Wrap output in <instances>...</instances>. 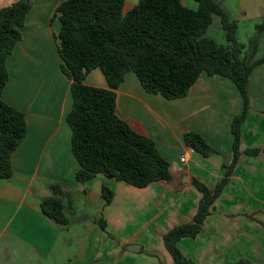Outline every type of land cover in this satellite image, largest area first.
<instances>
[{
  "label": "crops",
  "instance_id": "0c3cea01",
  "mask_svg": "<svg viewBox=\"0 0 264 264\" xmlns=\"http://www.w3.org/2000/svg\"><path fill=\"white\" fill-rule=\"evenodd\" d=\"M15 1L0 0V10ZM30 1L32 6L21 39L6 62L9 79L2 90V98L24 112L27 132L11 155L12 176L0 178V257L12 252L21 257L20 264L27 263L32 256L36 257L32 264H133L141 255L144 264H172L163 239L173 227L191 221L197 210L201 194L192 185V178L213 188L223 175L222 163L231 159L232 122L242 110L236 87L226 78L203 73L186 94L168 99L159 92L147 91L133 73H127L115 90L116 114L155 141L170 162L172 181L158 180L138 186L98 173L88 181L78 182L75 172L79 164L71 149V129L65 120L72 107V81L61 71L62 60L54 39L60 24L57 19L52 20L57 7L66 0ZM243 1L242 7H223L237 25L239 18H264V0ZM220 3L222 6L224 1ZM136 4L137 0H124L123 12ZM195 7L190 4L189 8ZM238 31L239 27L237 34ZM238 42L241 43L239 38ZM84 83L107 87L99 69L88 73ZM248 93L251 103L241 124V150L264 148V64L252 71ZM187 132L202 136L217 153L204 156L193 150L184 142L183 135ZM182 155L185 161H180ZM260 179H264V152L258 155L242 152L201 232L178 242L181 252L194 264L214 263L210 258L200 261L199 255H193L188 246L197 239L202 241L204 232L217 237L206 229L213 209L221 204L230 207V189L236 183H261ZM53 183L61 185L63 199L71 201L72 209L67 212L69 223L64 226L44 216L39 207L40 200L52 194ZM103 184L114 193L108 205L101 195ZM81 195L96 203L94 213L75 211L74 198ZM140 212L143 215L139 216ZM144 217L148 219L142 223ZM100 218L105 221L104 230L98 223ZM77 221L91 224L92 236L87 239L82 234L79 240L86 242L91 237L100 242L99 249L84 243L70 253L64 229L71 231ZM109 227L122 233L116 239L118 243L110 247L105 244ZM142 232L145 233L140 238ZM145 241H155L156 245L146 247ZM136 244L139 249H132L131 245Z\"/></svg>",
  "mask_w": 264,
  "mask_h": 264
},
{
  "label": "trees",
  "instance_id": "16d2710c",
  "mask_svg": "<svg viewBox=\"0 0 264 264\" xmlns=\"http://www.w3.org/2000/svg\"><path fill=\"white\" fill-rule=\"evenodd\" d=\"M184 0H137L123 12L124 0H66L54 12L59 31L54 34L61 71L70 79L72 107L65 116L71 129V149L79 164L78 182L104 173L117 181L142 186L164 180L172 181L170 162L149 136L134 130L116 114V88L127 73H133L149 92H159L168 99L186 94L198 77L205 73L232 82L241 99V113L232 122L231 159L223 162L222 177L213 188L198 178L192 185L201 194L191 221L173 227L163 239L172 264H194L178 247L184 237L194 238L202 230L215 199L221 194L241 153L258 155L264 148L241 150V124L246 118L251 98L248 84L252 71L264 64V54L255 58L257 45L238 42L237 23L221 6L220 0H193L196 9ZM30 0H16L0 10V178L12 176L11 155L27 132L24 112L2 98L9 74L8 57L21 39V30L31 9ZM214 17L219 20L226 44L208 37ZM264 32V23L256 25ZM99 69L107 87L88 86L85 77ZM186 145L208 156L217 153L202 136L187 132ZM51 195L39 203L42 214L59 225H67L71 201L64 200L61 185H50ZM101 195L105 205L114 193L106 184ZM100 227L105 221L100 218ZM235 264H251L238 260Z\"/></svg>",
  "mask_w": 264,
  "mask_h": 264
},
{
  "label": "rangeland",
  "instance_id": "374dc122",
  "mask_svg": "<svg viewBox=\"0 0 264 264\" xmlns=\"http://www.w3.org/2000/svg\"><path fill=\"white\" fill-rule=\"evenodd\" d=\"M223 1L222 7L225 6L226 8L244 6L243 0ZM182 4L188 8L190 4L197 6V3L193 0H184ZM255 9H258V7H255ZM262 23H264V18L258 16L256 18L238 19L239 31L237 36L243 45H257V57H261L264 54V32H258L255 29L256 25ZM208 37L213 38L219 44H226L224 33L220 28L217 17H214L213 24L208 31ZM260 180L261 183H255V181L251 183L250 181L247 185L236 183L235 187L232 186V189H230V207L225 208L221 204L219 208L213 209V213L207 221L206 229L211 230L217 237L213 238L210 233L204 232L202 241L197 239L188 245L189 251L193 255H199L200 261L204 262L210 258L213 259L211 260L214 262L213 264H235L238 260L244 259L251 264H264V179ZM95 205V202L88 201L82 195L74 198L73 206L75 211L94 213ZM141 215H143L142 212L139 213V216ZM81 217L82 215L79 216V219ZM147 219V217H144L142 223L146 222ZM90 226L89 222L77 221L72 225L71 231L64 229V235H66L67 240L69 239L68 249L70 253H73L74 250L76 251L84 243L89 248L97 247L99 249L101 247L100 242L95 241L91 237L86 242H84L85 240H79L82 234L87 235V239L92 236L89 233L91 230ZM143 226V224L140 225L138 229ZM152 227L153 224L148 226L147 229L150 230ZM107 232L106 246L116 245L118 243L116 239H119L122 233L119 230L115 232L113 227H109ZM144 233L142 232L139 237H143ZM102 241L104 243V240ZM156 243L158 244V242ZM145 244L146 247L156 245L155 241H145ZM136 245L138 246L139 244ZM217 245L218 247H216ZM15 255H12V252L3 254L0 257V264H20V261H22L21 257L18 258ZM32 257L28 258L25 264L34 263L33 259L36 257ZM142 258L141 255L138 256L137 261L133 262V264H144L145 259ZM99 264L103 263L100 262Z\"/></svg>",
  "mask_w": 264,
  "mask_h": 264
},
{
  "label": "water",
  "instance_id": "95a60500",
  "mask_svg": "<svg viewBox=\"0 0 264 264\" xmlns=\"http://www.w3.org/2000/svg\"><path fill=\"white\" fill-rule=\"evenodd\" d=\"M171 174V173H170ZM184 180L186 181L187 180V176H184ZM164 181V180H163ZM131 247H132V249H133V247H135L137 250L139 249V247L136 245V246H133V245H131Z\"/></svg>",
  "mask_w": 264,
  "mask_h": 264
},
{
  "label": "built area",
  "instance_id": "2783aa9c",
  "mask_svg": "<svg viewBox=\"0 0 264 264\" xmlns=\"http://www.w3.org/2000/svg\"><path fill=\"white\" fill-rule=\"evenodd\" d=\"M180 161H185L184 156H181V157H180Z\"/></svg>",
  "mask_w": 264,
  "mask_h": 264
}]
</instances>
